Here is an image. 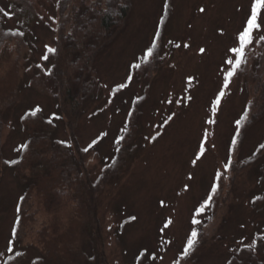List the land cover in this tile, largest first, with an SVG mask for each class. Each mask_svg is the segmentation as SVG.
<instances>
[{
    "label": "rangeland",
    "instance_id": "374dc122",
    "mask_svg": "<svg viewBox=\"0 0 264 264\" xmlns=\"http://www.w3.org/2000/svg\"><path fill=\"white\" fill-rule=\"evenodd\" d=\"M57 1L0 0L7 28L21 31L23 23L29 30L12 40L13 53H7L9 61L0 72L10 77L14 63L18 69L17 91L0 101V152L7 161L17 156L26 138L21 116L36 106L54 122L55 136L69 141L49 73ZM167 1L132 0L123 29L95 59L94 88L74 133L78 146L88 149L84 160L94 180L112 161L134 101L143 98L132 120L133 133L125 138L127 167L99 196L110 264H228L264 230V148L259 150L264 115L246 127L237 154L231 150L236 121L254 96L252 81L264 55V22L253 31L244 62L228 78L232 66L225 61L236 59L230 49L239 47L254 0H170L156 45ZM260 16L264 21V7ZM258 150L256 160L242 163ZM23 191L16 172L3 168L0 264L22 247L27 252L23 264L39 255L29 239H15ZM207 226L200 248L184 258L191 232L199 234Z\"/></svg>",
    "mask_w": 264,
    "mask_h": 264
},
{
    "label": "trees",
    "instance_id": "16d2710c",
    "mask_svg": "<svg viewBox=\"0 0 264 264\" xmlns=\"http://www.w3.org/2000/svg\"><path fill=\"white\" fill-rule=\"evenodd\" d=\"M56 6L57 39L49 73L59 111L69 129V141H61L55 136V124L41 107L29 109L20 120L26 136L22 146L26 147L21 146L17 156L9 161L3 159L0 152V173L3 168H12L24 187L14 234L17 241L29 239V244L38 250L39 255L30 264H110L98 216L99 196L108 181L119 177L127 167L129 159L126 158L130 153L125 138L129 139L133 133L132 120L143 98L134 101L126 132L112 161L94 180L84 160L85 150L77 144L74 129L94 88L95 59L123 29L132 0H58ZM166 7L156 45L169 14L170 0ZM7 17L0 15V72L9 61L7 53H13L12 40L21 34L24 38L29 32L23 23L21 31L20 28H7ZM258 63L252 81L254 96L239 119L232 154H237L246 127L264 115V55ZM17 72L14 63L10 77L0 75V101L11 99L17 91ZM245 113L247 119H243ZM259 150L242 163L246 165L250 159L256 160ZM202 229L200 227L191 249L182 254L184 258L200 248L204 232L209 231L208 226ZM26 253V248L22 247L3 264H23ZM236 255L228 264H264V230L255 235L253 245L240 248Z\"/></svg>",
    "mask_w": 264,
    "mask_h": 264
},
{
    "label": "snow or ice",
    "instance_id": "6c2138e0",
    "mask_svg": "<svg viewBox=\"0 0 264 264\" xmlns=\"http://www.w3.org/2000/svg\"><path fill=\"white\" fill-rule=\"evenodd\" d=\"M264 7V0H254V3L251 7V15L247 18L246 25L243 27V30L239 33L238 41H239V47H233L230 49V51L234 54H236V59L233 61V59L229 58L225 61L226 64L231 65L232 69L226 72V77L231 78L235 75V69L239 68L240 65L244 62V49L245 47L252 42V34L254 30H259L261 27V23L264 22L261 20L260 16V9ZM203 11V9H201ZM260 39H264V36H261ZM51 51V49H50ZM201 52L204 51V49L200 50ZM148 55L152 54V49H148ZM138 67V65H137ZM123 87V85H121ZM220 96H223V92L220 93ZM220 96L217 97L216 103L218 104L220 102ZM170 119V118H169ZM243 119H247V114L245 113L243 116ZM237 124L240 123V120L236 121ZM235 142V141H233ZM96 141L94 140L92 144H95ZM92 144H90L88 147L91 148ZM26 147V146H22ZM262 148H264V145H261ZM87 151L88 149H84ZM12 163H16V161H12ZM195 163V161H193ZM216 185H213V191L215 190ZM211 201V196H209L208 201H205V205ZM204 205L198 210L203 211ZM131 219H135V217H131ZM193 223H198V221L193 220ZM167 227V224L165 225ZM198 233L193 230L191 232V236L187 241V246L185 248V253L188 252L189 249L193 246L194 240L197 237Z\"/></svg>",
    "mask_w": 264,
    "mask_h": 264
}]
</instances>
